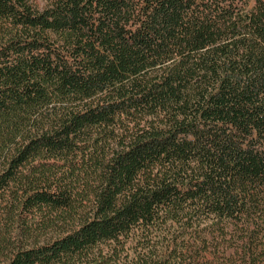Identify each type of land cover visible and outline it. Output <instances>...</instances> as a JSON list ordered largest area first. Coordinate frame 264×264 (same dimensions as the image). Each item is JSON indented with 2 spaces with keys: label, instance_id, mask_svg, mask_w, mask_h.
Returning <instances> with one entry per match:
<instances>
[{
  "label": "trees",
  "instance_id": "trees-1",
  "mask_svg": "<svg viewBox=\"0 0 264 264\" xmlns=\"http://www.w3.org/2000/svg\"><path fill=\"white\" fill-rule=\"evenodd\" d=\"M0 0V264H264V0Z\"/></svg>",
  "mask_w": 264,
  "mask_h": 264
},
{
  "label": "rangeland",
  "instance_id": "rangeland-1",
  "mask_svg": "<svg viewBox=\"0 0 264 264\" xmlns=\"http://www.w3.org/2000/svg\"><path fill=\"white\" fill-rule=\"evenodd\" d=\"M46 3H47L46 0H36V4H37L40 8L46 6Z\"/></svg>",
  "mask_w": 264,
  "mask_h": 264
}]
</instances>
